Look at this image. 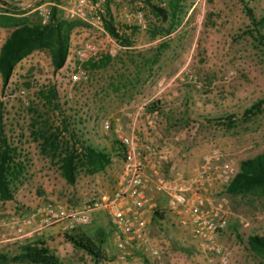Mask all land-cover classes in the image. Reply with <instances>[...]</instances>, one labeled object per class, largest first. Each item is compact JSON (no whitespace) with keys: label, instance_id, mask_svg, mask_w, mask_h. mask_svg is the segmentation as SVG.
<instances>
[{"label":"rangeland","instance_id":"rangeland-1","mask_svg":"<svg viewBox=\"0 0 264 264\" xmlns=\"http://www.w3.org/2000/svg\"><path fill=\"white\" fill-rule=\"evenodd\" d=\"M9 1L11 5L2 6L0 12L28 21H41L40 10H46L48 17L50 7L55 5L63 19L76 22L69 36L71 49L85 39H101L106 33L114 39L117 52L83 63L88 78L71 85L67 80L69 59L53 70L47 52L34 51L16 63L6 84L0 83L4 130L14 140L21 137L27 159L12 199L0 200L1 212L24 215L34 202L66 195L72 199L80 192L83 206L88 198L100 197L89 190V181L93 188L104 178L111 194L123 177V157L117 150L113 129L120 126L124 133L130 130L125 111L139 109L136 120L142 126L132 127L133 136L139 143H149L141 139L142 131L144 137L153 138L150 144L158 149L153 160L155 164L160 160L158 171L165 181L172 180L166 178L165 168L184 165L190 175L211 147L221 154L212 166L230 158L236 172L240 161L264 150V45L243 10L246 4L258 18L264 0H180L176 16L165 21L152 12L150 5L168 9V0H89L87 15L101 11L112 22L115 36L106 30L104 22L105 32H101L86 20L65 18L62 6L66 0ZM95 3L97 7H93ZM124 12L129 16L124 17ZM137 12L143 27L133 19ZM10 30L0 27V44ZM104 57L108 58L104 65H88ZM45 87L54 88L61 115L45 107L39 98L38 92ZM258 101V109H251ZM106 102L109 111H105ZM151 103H155L154 110L148 109ZM63 118L68 124L61 131V147L52 154L48 149L42 152L32 133L42 121L58 126L57 121ZM103 119L108 120L109 130L102 127ZM75 138L103 149L108 162L93 173L87 172L85 164L77 163L69 183L61 175L60 158L64 155L63 142H69L74 150ZM211 185V194L208 187L200 192L213 200L210 202L220 203L225 212L226 224L216 239L218 248L227 252L224 264H264L263 254L251 250L246 242L249 235L264 234V185L233 194L215 181ZM176 225L168 233L160 228L153 240L149 236L160 259L136 251L135 261L121 260L106 236L102 245L106 260L99 264H220L216 253L203 248L177 219ZM61 245L50 244L59 254V264H90L85 252ZM14 249L7 255H13Z\"/></svg>","mask_w":264,"mask_h":264},{"label":"built area","instance_id":"built-area-1","mask_svg":"<svg viewBox=\"0 0 264 264\" xmlns=\"http://www.w3.org/2000/svg\"><path fill=\"white\" fill-rule=\"evenodd\" d=\"M96 5L95 3L93 7H97ZM0 6H3L1 2ZM87 7L89 8V0H66L62 10L65 18L86 20L101 32H105L101 11L87 15ZM39 14L41 21L45 22L47 11L40 10ZM123 16L129 15L124 12ZM133 19L139 27H143L139 12L133 15ZM116 52L117 45L114 39L106 33L101 39H85L75 48L71 49L68 46L66 60L69 59L71 68L67 73L69 84L74 85L88 78L87 71L82 68L83 63L101 55L112 57ZM138 110L125 111L124 115L136 118ZM102 127L110 129L108 120H102ZM113 133L118 151L123 157V177L120 186L108 197L88 198L80 209L67 208L57 202L45 200L35 207L32 215L13 220L10 227L16 235H24L26 227L36 216L40 220V225L63 223L68 230L86 224L93 211L103 209L112 229V242L119 259L125 260L133 256L135 251L160 259L159 250L151 245L144 217V211L153 209L154 206L146 194V188L151 183L152 188L165 193L166 207L174 213L178 225L188 228L191 236L198 240L203 248L213 250L220 264L226 263L227 252L220 250L216 245L219 231L226 224L225 212L220 203L210 202L200 190L211 186L213 181L227 186L236 173L232 159L228 158L221 161L218 166H212V162L219 159L221 154L218 148L211 147L201 155L195 167L193 179L198 190L173 188L166 184L156 167L151 169L149 174L145 173L147 158L158 153L155 146L139 143L133 134L124 133L120 127L114 128Z\"/></svg>","mask_w":264,"mask_h":264},{"label":"trees","instance_id":"trees-1","mask_svg":"<svg viewBox=\"0 0 264 264\" xmlns=\"http://www.w3.org/2000/svg\"><path fill=\"white\" fill-rule=\"evenodd\" d=\"M180 0H168V9H162L156 5H150L154 14L162 21L168 17H175L178 12ZM1 4L10 6L9 0H0ZM2 6H0V9ZM245 16L254 27L253 31L264 45V6L258 18H255L251 8L243 4ZM104 27L113 36L115 28L109 20L103 17ZM75 21H68L60 16L55 5L50 7L49 15L45 22L40 20L28 21L0 12V27H10L11 30L0 44V83L4 85L9 80L16 63L34 51H45L48 54L53 70L61 68L66 60L69 36ZM108 60L104 57L99 63H88L89 66H102ZM39 98L45 107L57 113L61 112L55 103L56 93L53 87L41 89ZM261 101L254 103L253 108L258 109ZM149 110L155 109V103H151ZM2 107L0 103V200L6 201L13 197V187L21 179L26 169V154L20 141V136L15 140L6 134L4 130ZM42 121L37 127V132L32 133V139L39 140L40 150L52 154L61 147L62 130L67 127V120H58V126ZM59 123L61 125H59ZM36 128V127H35ZM76 147L71 149L69 142L64 141V155L60 158L61 175L71 183L74 179L77 163L87 166V172L93 173L102 169L108 162V155L103 149L93 146L83 139L73 140ZM117 144V142H116ZM78 149V150H77ZM118 150V147H117ZM79 152V153H75ZM264 185V150L252 158L240 161L238 171L226 186L228 193H236L253 187ZM107 233L102 228H97L92 236L86 235L80 229L74 227L66 230L64 239L71 244L73 249L85 252L90 257V264H99L106 260L103 253V243ZM247 245L251 250L261 252L264 256V234L247 236ZM28 263V264H59V259L41 241L25 242L19 246L18 252L13 255L0 254V264Z\"/></svg>","mask_w":264,"mask_h":264},{"label":"crops","instance_id":"crops-1","mask_svg":"<svg viewBox=\"0 0 264 264\" xmlns=\"http://www.w3.org/2000/svg\"><path fill=\"white\" fill-rule=\"evenodd\" d=\"M105 111H109L110 105L109 103H105ZM107 109V110H106ZM135 111V110H132ZM127 117V116H126ZM127 119L130 121L131 128L127 131L128 134H133L132 127H137L141 122L137 121L136 118H129ZM142 126V124H140ZM120 127V126H119ZM121 128V127H120ZM141 139H145L149 141V144L151 143L153 138L144 137V131L141 132ZM154 146V145H153ZM159 163L160 160L157 161L155 164L153 160V156H149L146 161V168L145 173L149 174L151 169L157 168L159 169ZM184 165H182L180 168L172 169V168H165L164 170L168 172V177L166 178L171 181H166V184L169 186H172L173 188H181V189H188L191 191H197L198 186L194 183V172L195 168L191 172V174H187L186 170L188 167H185L183 169ZM160 170V169H159ZM175 171V174L173 173ZM179 171V172H176ZM160 174H162L161 171H159ZM164 173V172H163ZM173 173V176L171 174ZM182 173V174H181ZM184 177V179H182ZM97 181L92 180L93 184H95ZM171 183V184H170ZM91 181H89V190L94 191L92 194H95L97 196L101 197H108L110 196L109 188H108V179L104 178V181L98 182L93 188L90 186ZM211 185L207 189V193L211 194V191L214 189ZM213 192V191H212ZM146 194L149 196L151 202L153 203V209L145 210L144 211V217L146 221V227L148 231V235L155 237V235L159 232V229L163 228L162 232L166 231L168 233L171 228L174 229L178 227L176 225V217L173 215V212L169 211L166 207V195L162 191H157L154 188H152V184L149 183L146 188ZM82 195L83 193H75L72 199H70V195H66L65 197H59L53 199L51 201L57 202L60 205H63L67 208L72 209H79L82 206ZM78 197V198H77ZM209 201H213L211 198H208ZM42 202H34L30 206L29 212L24 215H17V214H8V210H3V212L0 211V254H8L9 249H14V254L18 252V248L20 245H22L25 242H35V241H41L54 255H56L59 259V254H57V250H54L52 246H50L51 243L60 242L62 244L61 246L70 245L69 242H67L63 234L67 230L66 225L63 223L58 224H52V225H40V220L38 216H36L30 225L26 227V233L24 235H16V233L13 231V229L10 227L13 220L19 217H25L32 215L35 211V207ZM10 211V210H9ZM5 213V214H3ZM11 213V212H10ZM2 223H4L2 225ZM2 225V226H1ZM76 228L83 231L86 235L92 236L97 228H102L106 231L107 236H109L110 241L112 240V229L108 222V217L106 214V211L101 210H95L90 214V218L87 224L76 226ZM170 236V233L168 234ZM151 239V238H150ZM72 247V246H71ZM57 249V248H56ZM136 252V251H135ZM136 256L133 255L129 257L128 259H132V262L136 260ZM162 260V259H161ZM159 263V261H158Z\"/></svg>","mask_w":264,"mask_h":264}]
</instances>
